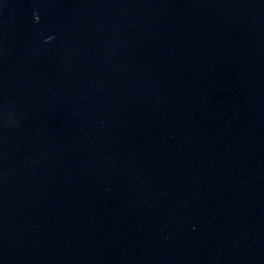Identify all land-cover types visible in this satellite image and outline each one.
I'll list each match as a JSON object with an SVG mask.
<instances>
[{
	"label": "water",
	"instance_id": "obj_1",
	"mask_svg": "<svg viewBox=\"0 0 264 264\" xmlns=\"http://www.w3.org/2000/svg\"><path fill=\"white\" fill-rule=\"evenodd\" d=\"M0 264H264V0H0Z\"/></svg>",
	"mask_w": 264,
	"mask_h": 264
}]
</instances>
